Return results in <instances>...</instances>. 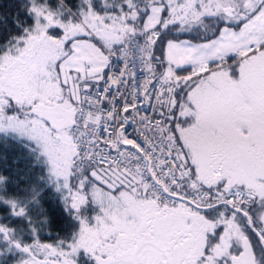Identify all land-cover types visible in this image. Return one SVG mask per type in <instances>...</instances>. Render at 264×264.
<instances>
[{
    "label": "snow or ice",
    "instance_id": "obj_1",
    "mask_svg": "<svg viewBox=\"0 0 264 264\" xmlns=\"http://www.w3.org/2000/svg\"><path fill=\"white\" fill-rule=\"evenodd\" d=\"M0 264H264V0H0Z\"/></svg>",
    "mask_w": 264,
    "mask_h": 264
}]
</instances>
